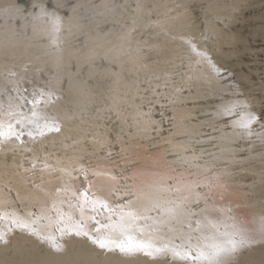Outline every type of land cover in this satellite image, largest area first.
Returning <instances> with one entry per match:
<instances>
[{"label":"snow or ice","instance_id":"snow-or-ice-1","mask_svg":"<svg viewBox=\"0 0 264 264\" xmlns=\"http://www.w3.org/2000/svg\"><path fill=\"white\" fill-rule=\"evenodd\" d=\"M77 8L101 21L75 58V73H65L67 106L55 107L60 78L31 91L8 76L0 80V154L31 153L30 167L17 166L32 172L39 165L40 184L25 182L46 197H34L37 203L32 206H38V211L18 209L12 201L0 198V222H6L0 224V242L7 244L11 235L23 232L61 252L65 235H82L99 249L131 253L130 239L126 243L116 241L136 233L155 235L174 247L188 246L192 259L207 264H239V255L246 249L264 245V205L251 220L247 214L241 220L230 214L231 203L224 204L216 189L228 174L222 158L227 155L235 163L230 145L257 118L248 113L240 94L231 89L215 96V119L211 122L201 118L208 115L206 110L187 106L183 96L186 85L176 70L177 58L158 40L160 33L149 30L160 28L166 36L169 33L152 22L143 0H102L99 4L86 0L74 5V13ZM4 12L10 20L13 16L26 20L12 4ZM51 16L53 29L58 32L61 19L54 13ZM101 24L112 27L105 31ZM74 26L69 20V29ZM33 30L35 34V26ZM8 31L15 37L13 43L29 39L25 24ZM179 38L187 47L189 63H207L205 72L219 75L191 40ZM61 60L58 56L57 67ZM101 60L107 64L102 66ZM14 75L9 71V76ZM74 119L79 123L68 127L66 121ZM50 133L71 139V145L61 142L65 148L79 146L78 152H86L90 146L89 155L104 153L99 159L108 163L85 169L80 164L83 156L75 154L67 158L68 167L61 166L64 161L60 157L53 166L49 163L53 154L39 152ZM114 155L132 165L131 171L120 167ZM221 163H225L224 168ZM45 172L61 173L54 177L61 181L64 176L74 181L76 172L86 183L72 188L65 182L63 187L50 190L44 187L50 182L43 180ZM62 193H70V197ZM213 200L219 206L210 202ZM16 202H21L18 193ZM152 212L156 215H150ZM177 240L181 243L175 244ZM109 242L115 248H110Z\"/></svg>","mask_w":264,"mask_h":264},{"label":"bare ground","instance_id":"bare-ground-1","mask_svg":"<svg viewBox=\"0 0 264 264\" xmlns=\"http://www.w3.org/2000/svg\"><path fill=\"white\" fill-rule=\"evenodd\" d=\"M94 2L99 4L102 0ZM77 3H86V0H0V80L8 76L13 81L19 80L23 87L31 91L33 88H43L49 81L57 83L60 78L55 107L59 109L67 106L68 93L65 90L68 82L65 73H75V58L80 55L96 23L101 21L100 17H93L83 8H77L74 13L73 7ZM143 3L150 12L152 22H158L169 33L166 36L160 28L149 30L159 32L158 40L166 43L169 52L177 58L176 70L182 74V82L186 85L183 96L187 99V106L203 108L208 115L201 118L211 122L215 119V96L224 89H231L240 94L239 98L246 103L248 113L257 118L251 128L230 145L235 152V163L227 155L222 158L228 165V174L222 177V186L216 189L217 196L223 197L224 204L231 203V215L243 220L247 214L251 220L264 205V0H143ZM9 4L21 10L26 20H20L17 16L10 20L4 12ZM58 4L63 6L58 7ZM42 11L48 15H42ZM53 13L61 19L58 32L54 31L51 24ZM69 20L75 25L71 30L68 27ZM22 24L26 25L29 39L23 43H13L15 37L8 29H19ZM101 27L107 31L112 25L101 24ZM172 36L177 38L172 39ZM179 37L191 40L197 51L203 52L207 60L215 65L219 75L206 73L207 63H189L187 47ZM58 56L62 57L60 67H57ZM99 63L103 66L107 61L101 60ZM9 71L15 75L9 76ZM156 118L159 119L158 114ZM78 123L75 119L66 121L68 127ZM61 142L63 145L72 144L71 139L50 133L44 144L39 146L41 155L53 154L49 160L53 166L56 165V158L60 157L64 161L61 166L68 167L67 158L75 154L83 156L80 164L85 169L108 163L99 159L105 155L102 152L89 155L92 152L90 146L86 152H78L79 146L65 148ZM30 159L31 153L27 152L15 156L10 151L0 154V198L12 201L18 209L38 211V206H32L37 203L34 197L40 200L46 197L33 188L32 183L25 181L40 184L39 165L32 172H25L17 166L23 164L24 168L30 167ZM113 159L126 172L131 171L132 165H126L115 155ZM225 163H221L220 167L224 168ZM61 175L59 172H45L43 180L50 182L44 187L54 190L63 187L66 182L69 187L76 188L86 183L84 176L76 172H73L76 177L74 181L67 176H64L63 181L54 178ZM17 193L20 203L16 202ZM62 195L70 197V193ZM210 202L219 206L218 201ZM63 207L68 211L67 204ZM150 215L155 216L156 212ZM98 218L103 220L102 216ZM129 239L133 251L121 253L118 249L111 252L99 249L82 235H65L63 251L56 252L21 232L11 235L7 244L0 242V264H207L203 260L192 259L188 246L174 247L155 235L141 236L134 233L116 243H126ZM174 243L181 242L177 240ZM109 247L115 248V245L109 242ZM239 264H264V245L246 249L239 255Z\"/></svg>","mask_w":264,"mask_h":264}]
</instances>
